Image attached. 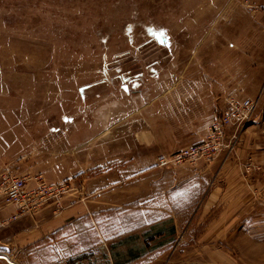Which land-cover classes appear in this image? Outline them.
<instances>
[{"label": "rangeland", "instance_id": "374dc122", "mask_svg": "<svg viewBox=\"0 0 264 264\" xmlns=\"http://www.w3.org/2000/svg\"><path fill=\"white\" fill-rule=\"evenodd\" d=\"M257 5L264 0H0V117L24 112L27 121L46 123L38 140L30 139L35 125H11L3 149L25 160L33 153L35 166L51 161L43 166L53 176L72 175L62 181L67 194H82L86 180L107 182L106 204L98 206L106 211L96 223L108 238L98 247L91 237L94 264L112 252L125 260L143 248L144 234L149 248L184 250L188 260L264 264V77L252 76L246 91L234 82V98L256 108L244 126L226 127L210 160L172 162L208 140L223 109L195 96L194 77L180 86L173 75L204 69L232 81L258 42L246 22ZM65 128L70 141L47 135ZM19 129L27 133L16 140ZM16 164L7 172L20 176ZM40 170L20 177L29 188L36 179L54 184ZM65 195L59 206L46 202L56 215Z\"/></svg>", "mask_w": 264, "mask_h": 264}, {"label": "crops", "instance_id": "0c3cea01", "mask_svg": "<svg viewBox=\"0 0 264 264\" xmlns=\"http://www.w3.org/2000/svg\"><path fill=\"white\" fill-rule=\"evenodd\" d=\"M250 9L252 10L246 14V22H248L247 24L252 27L253 30L256 29V31L251 32L249 36L257 38L258 42L254 44V46H256L255 49L251 48L250 53L246 56V59L250 62L246 69L242 67L240 70H233L230 77V79L233 78V80L231 81L227 78V84H224L223 81L225 80L222 81L221 78L213 76L214 73H207L204 69L198 70L193 76H191L189 71L186 72V70L182 69L176 71V74L173 75L179 78L178 85L180 86H184L185 83H187V77H194L196 89L195 96L199 98L204 96V99L208 101L214 100L215 103L218 104L217 107H219V109L225 107L226 101L229 98H234L236 96V90L234 88L235 81L239 83V87H242L240 91H246V85L251 84L250 78L252 76L254 78H258L259 76L264 77V48H262V44L260 43L261 40L264 39V5L252 6ZM200 51L203 52V49ZM164 76L169 79L172 75L167 72ZM206 77L209 78V80ZM168 79L163 81L165 85L168 82L169 84L171 83V80ZM254 82L256 84L259 83L257 80ZM237 94L240 95L239 92ZM7 107L10 108V104L7 106L6 102L3 103V109L5 110ZM87 109H89L87 112L89 114H101L98 108L92 110L88 107ZM96 110H98V112ZM54 113H58L57 108ZM23 115V117L12 119L10 112L6 116L5 111H3V117H0V126H2L0 127V133H2V139L0 140L4 142L3 145H1L2 157L0 159V174L4 170H10L11 164L18 163L14 166L15 169L12 170L16 171L20 176L41 169L40 171L44 173L47 179L46 181L49 183L58 184L62 183L63 180L69 179L72 176L70 174L63 175V173H61L58 176H53L51 172H48L43 166V163L48 165L47 168H51V161L42 162V167L35 166L32 161V157L34 156L33 153L24 157L30 156L28 160L23 159L21 153L18 152L12 155L8 150L9 153H5L3 149L5 147V142L11 141V125L17 124L27 126L28 123L31 124V126L35 125V129L29 132L30 135L33 134V137L30 138L31 140H38V136L41 137L46 133L43 132L45 130L43 126L46 123L44 124L41 118L30 122L27 121L24 112ZM102 115L106 116V109L102 112ZM56 121H58V118ZM101 123V120L83 122V124H86L85 126H89L90 124L96 126ZM62 130L64 132H62ZM62 130L52 131L51 129L47 135L51 132V138L70 141L73 136L68 134L69 129L65 128V130ZM21 133H27V129H19V131H17L19 135L16 140L20 139L19 136ZM87 139H91V137ZM65 152L73 154L72 150L69 149H66ZM11 156H17L16 161H12L13 159H10ZM42 157L49 158L50 154H43ZM82 186L84 190H82V194L77 191H71L65 195L63 198L65 209L57 215L55 214L54 205L50 203L33 214H26L13 218L16 212L15 208L13 206L4 205L0 198V256L6 258V260L0 259V264H94L95 261H93L92 258L93 250L90 241L91 237L94 236L95 243L98 247L101 244L105 247L108 238V236L103 233V229L96 223L99 217L103 216L106 211V208L99 210L98 206L106 204V189L108 184L105 180L97 178L86 180ZM161 232L160 237H165L167 234L170 235L169 232ZM144 235L143 248L132 252L130 256L125 257V260H120L116 255H113L112 252L108 255L104 254V259H102L103 262L100 263L220 264L218 260L213 259V256H211L209 261L188 260L186 251L183 250V252H180V250H173L168 246L165 247V245L159 246L157 249L155 247L149 248L148 244L153 240H150L147 234ZM120 237H122V235ZM210 249V252H212V246H210ZM214 258L216 257L214 256Z\"/></svg>", "mask_w": 264, "mask_h": 264}, {"label": "built area", "instance_id": "2783aa9c", "mask_svg": "<svg viewBox=\"0 0 264 264\" xmlns=\"http://www.w3.org/2000/svg\"><path fill=\"white\" fill-rule=\"evenodd\" d=\"M256 102L249 98H229L225 107L216 116L207 141L179 151L173 156L172 162H197L200 159L210 160L215 153L219 141L223 139L227 126H244L249 122ZM29 182V180H28ZM69 183L46 184L36 179L35 188H29L25 177L14 176L4 170L0 174V195L7 206H15L18 216L27 214L29 210L40 207L46 202H54L59 206V201L67 194ZM17 217V216H16Z\"/></svg>", "mask_w": 264, "mask_h": 264}, {"label": "bare ground", "instance_id": "6f19581e", "mask_svg": "<svg viewBox=\"0 0 264 264\" xmlns=\"http://www.w3.org/2000/svg\"><path fill=\"white\" fill-rule=\"evenodd\" d=\"M0 259H5V260H6V258H5V257H3V256H2V257L0 256Z\"/></svg>", "mask_w": 264, "mask_h": 264}]
</instances>
